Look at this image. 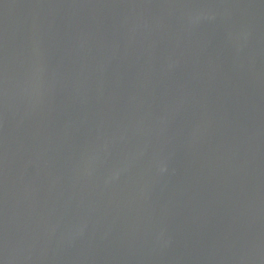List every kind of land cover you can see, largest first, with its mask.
<instances>
[{
	"label": "water",
	"instance_id": "obj_1",
	"mask_svg": "<svg viewBox=\"0 0 264 264\" xmlns=\"http://www.w3.org/2000/svg\"><path fill=\"white\" fill-rule=\"evenodd\" d=\"M0 264H264V0H0Z\"/></svg>",
	"mask_w": 264,
	"mask_h": 264
}]
</instances>
